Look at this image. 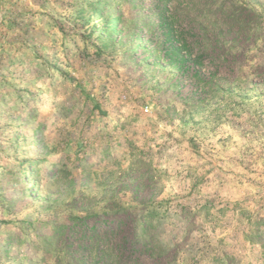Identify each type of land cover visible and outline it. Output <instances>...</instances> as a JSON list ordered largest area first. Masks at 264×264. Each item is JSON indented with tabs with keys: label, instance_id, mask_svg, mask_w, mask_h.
Wrapping results in <instances>:
<instances>
[{
	"label": "rangeland",
	"instance_id": "rangeland-1",
	"mask_svg": "<svg viewBox=\"0 0 264 264\" xmlns=\"http://www.w3.org/2000/svg\"><path fill=\"white\" fill-rule=\"evenodd\" d=\"M104 219L142 264H264V0H0V264Z\"/></svg>",
	"mask_w": 264,
	"mask_h": 264
},
{
	"label": "trees",
	"instance_id": "trees-1",
	"mask_svg": "<svg viewBox=\"0 0 264 264\" xmlns=\"http://www.w3.org/2000/svg\"><path fill=\"white\" fill-rule=\"evenodd\" d=\"M170 31L166 27V32ZM178 68L182 69V62H178ZM102 223L98 222L92 227L94 234L90 231L91 227H86L84 223H72L70 226L61 224L53 236L43 234L45 240L49 241V246L44 249L46 252H63L68 264H142V257H157L155 250L149 246L141 249L136 240L137 235L130 240L125 237L122 227L113 225L107 228L108 222L105 219ZM54 228L55 225H50L47 231ZM53 244L54 248H51Z\"/></svg>",
	"mask_w": 264,
	"mask_h": 264
}]
</instances>
